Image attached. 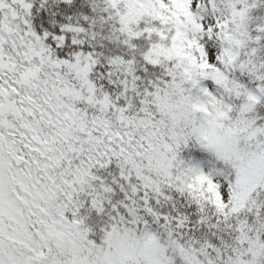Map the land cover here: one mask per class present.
<instances>
[{"label": "snow or ice", "instance_id": "snow-or-ice-1", "mask_svg": "<svg viewBox=\"0 0 264 264\" xmlns=\"http://www.w3.org/2000/svg\"><path fill=\"white\" fill-rule=\"evenodd\" d=\"M0 264H264V0H0Z\"/></svg>", "mask_w": 264, "mask_h": 264}]
</instances>
